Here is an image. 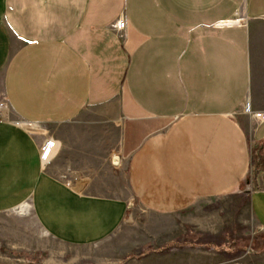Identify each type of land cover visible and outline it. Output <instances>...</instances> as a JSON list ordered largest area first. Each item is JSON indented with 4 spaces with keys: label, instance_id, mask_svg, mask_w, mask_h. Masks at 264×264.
Returning <instances> with one entry per match:
<instances>
[{
    "label": "crops",
    "instance_id": "obj_1",
    "mask_svg": "<svg viewBox=\"0 0 264 264\" xmlns=\"http://www.w3.org/2000/svg\"><path fill=\"white\" fill-rule=\"evenodd\" d=\"M0 105V235L33 223L74 252L53 264H264V0H0Z\"/></svg>",
    "mask_w": 264,
    "mask_h": 264
},
{
    "label": "rangeland",
    "instance_id": "obj_2",
    "mask_svg": "<svg viewBox=\"0 0 264 264\" xmlns=\"http://www.w3.org/2000/svg\"><path fill=\"white\" fill-rule=\"evenodd\" d=\"M245 108L244 105L239 111L246 113ZM244 219L242 232L244 238H247L252 232L255 233V230L250 227L252 222L246 215ZM27 223V227L21 223L19 226H13L16 224L11 223L13 225L1 229L0 264H53L61 255L65 258L74 255L73 251H69L68 248L60 246L40 233L33 223ZM246 244L249 249L253 247L249 242Z\"/></svg>",
    "mask_w": 264,
    "mask_h": 264
},
{
    "label": "built area",
    "instance_id": "obj_3",
    "mask_svg": "<svg viewBox=\"0 0 264 264\" xmlns=\"http://www.w3.org/2000/svg\"><path fill=\"white\" fill-rule=\"evenodd\" d=\"M124 22L125 20L123 18H119L115 21V23H113L111 27L112 30L118 35L117 37L123 38V32L126 28V23ZM256 118L260 122L264 121V115H256ZM53 150H54V144H52L51 142L46 143V145L42 149L41 156H40L44 162L48 161V159L51 157L53 153Z\"/></svg>",
    "mask_w": 264,
    "mask_h": 264
},
{
    "label": "trees",
    "instance_id": "obj_4",
    "mask_svg": "<svg viewBox=\"0 0 264 264\" xmlns=\"http://www.w3.org/2000/svg\"><path fill=\"white\" fill-rule=\"evenodd\" d=\"M257 156H258V150L252 146L251 148V157H252V170L254 171L256 168H257V164H259V162H255V160L257 159ZM256 165V166H255Z\"/></svg>",
    "mask_w": 264,
    "mask_h": 264
},
{
    "label": "water",
    "instance_id": "obj_5",
    "mask_svg": "<svg viewBox=\"0 0 264 264\" xmlns=\"http://www.w3.org/2000/svg\"><path fill=\"white\" fill-rule=\"evenodd\" d=\"M240 24V21H228V22H225V23H219L220 26H233V25H238ZM113 164L117 166L118 164V158L117 157H114L113 159ZM131 205H129V208H131Z\"/></svg>",
    "mask_w": 264,
    "mask_h": 264
},
{
    "label": "bare ground",
    "instance_id": "obj_6",
    "mask_svg": "<svg viewBox=\"0 0 264 264\" xmlns=\"http://www.w3.org/2000/svg\"><path fill=\"white\" fill-rule=\"evenodd\" d=\"M0 115L2 117L6 116V108L4 106H0ZM4 119V118H3ZM20 209V208H19Z\"/></svg>",
    "mask_w": 264,
    "mask_h": 264
}]
</instances>
